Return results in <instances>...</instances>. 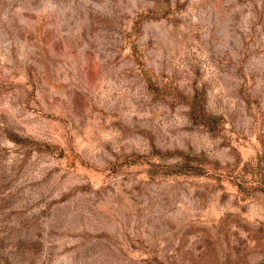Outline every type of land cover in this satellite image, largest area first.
<instances>
[{
	"label": "rangeland",
	"instance_id": "374dc122",
	"mask_svg": "<svg viewBox=\"0 0 264 264\" xmlns=\"http://www.w3.org/2000/svg\"><path fill=\"white\" fill-rule=\"evenodd\" d=\"M0 264H264V0H0Z\"/></svg>",
	"mask_w": 264,
	"mask_h": 264
},
{
	"label": "trees",
	"instance_id": "16d2710c",
	"mask_svg": "<svg viewBox=\"0 0 264 264\" xmlns=\"http://www.w3.org/2000/svg\"><path fill=\"white\" fill-rule=\"evenodd\" d=\"M157 154L161 157H164L159 152H157ZM188 157H189L188 155L180 154L176 159L177 161L174 164L171 163V165L164 166L165 168L172 167V169L169 170V172H163V173H185V172L193 171V167L188 166V164H186V162L191 160Z\"/></svg>",
	"mask_w": 264,
	"mask_h": 264
}]
</instances>
